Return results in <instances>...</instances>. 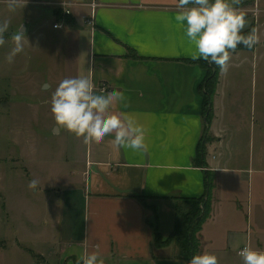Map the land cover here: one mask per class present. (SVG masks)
<instances>
[{"label":"crops","instance_id":"1","mask_svg":"<svg viewBox=\"0 0 264 264\" xmlns=\"http://www.w3.org/2000/svg\"><path fill=\"white\" fill-rule=\"evenodd\" d=\"M42 1L26 4L39 8L5 34L25 26L27 66L22 64L20 69L29 76L20 83L11 82L9 73L2 76L9 84L0 120L17 122L11 124L13 135H21V140L10 158L27 164L22 172L26 179L44 177L45 173L36 171L43 146L51 144V151L59 152L56 162L63 165L59 173L67 186L59 190L38 186L35 192L62 197L79 194L85 221L80 238L67 242L62 253L54 254L55 248L41 253L38 264H76L79 256L93 251L104 264H187L175 258V245L155 248L150 212L139 199L157 208L159 231L163 239H169L180 200L205 195V173L215 180L212 213L199 237L200 254H215L219 264H232V260L237 264V252L245 245L264 251V130L262 144H256L258 98L255 87L250 90L242 86L243 81L230 80L229 74L243 68L240 60L246 58L245 51L235 52L228 71L220 73L209 129L215 140L208 145L217 156L206 152L203 165L197 160L205 124L200 85L208 69L191 63L205 61L191 58L194 48L175 21L177 0L65 1L62 4L70 5L65 9L71 15L66 17L63 8L61 13L52 9L58 21L52 25L41 18L40 7L54 8L53 2L60 0ZM243 2H253L250 11L259 43L249 53L255 55L264 50V0ZM92 3L99 6L94 25L88 23ZM3 6L0 0L2 15ZM56 24L61 28L54 29ZM11 65L0 64V72H7ZM71 77L91 79L97 94L123 91L127 107L121 103L111 111L134 115L148 130L149 150H117L110 143L114 134L99 144L86 145L82 138L57 127L50 110L51 95L61 80ZM19 87L27 96L26 128H20L18 120L23 115L13 106ZM244 134L250 137L249 143L243 140ZM12 217L15 226L20 223ZM55 257L58 263L51 261Z\"/></svg>","mask_w":264,"mask_h":264},{"label":"rangeland","instance_id":"2","mask_svg":"<svg viewBox=\"0 0 264 264\" xmlns=\"http://www.w3.org/2000/svg\"><path fill=\"white\" fill-rule=\"evenodd\" d=\"M65 1L71 4V2L80 0L54 1V8L41 5V18L44 17L46 20H50L51 25L55 23L57 19L55 20L53 18L52 9L55 10V13L61 11V4ZM37 2L43 1L28 0L27 4ZM37 8L39 7L25 6L23 9H18L13 13L9 12L5 5L2 7L3 15L0 12V20H10L8 33H11L12 30H16L15 28L21 20L27 16H33L35 14L33 10ZM237 8L246 13L247 25L242 32L244 34V32L250 29L252 24L256 26L254 13L250 11L252 8L247 6L245 2L239 4ZM256 13H258L257 10ZM261 22L264 24V14ZM262 30L264 33V29ZM10 36L8 34L5 35L7 42L4 46L0 47V64H4L5 66L9 65L5 57L12 47ZM246 51L243 54L246 58L240 60L243 68L237 73L231 71L229 73L230 80L236 79L237 81H243L242 86L247 85L250 90L255 87L256 98H258L255 115L258 135L256 136V144H262V130H264V100L262 99L264 98V50H261L255 55L249 53L251 51ZM26 63L27 51L24 48V51L14 58V62L11 63L12 65L10 64V70L0 72V110L6 108L4 100H6L5 95L8 93L9 84L5 83L6 79L2 76L9 73L12 76L11 82H24L29 74L27 70L20 69V66L22 64H24L23 67L27 66ZM211 65L209 64V66ZM248 82L249 84H247ZM18 91L19 95L14 98L15 105H12L17 107L15 110H20L18 112L23 115L20 120L17 119L20 128H26L28 127L25 115L27 112L26 91L20 87ZM1 123L4 126L0 130V264H38L41 262L39 256L41 253L46 254L52 248L56 249L54 254L57 252L62 253V249L68 246L67 242H72V240H76L82 236L85 221L84 200L77 197L79 194H70L72 197L69 194H64L62 197L51 192L39 194L35 192L36 189L29 192L28 184L31 180L23 177L25 174L22 173L27 170V164L21 165V162L19 164L10 158L16 144L21 140V135H13L16 131L13 132L11 124H16L17 122L12 123L9 119H3L2 121L0 120ZM24 135H27V129L24 131ZM11 139L14 142L11 143ZM249 139L250 137L248 135L246 137V134H244L243 140L246 143L250 142ZM214 140L215 138L210 134L204 137V144H207L206 152L210 157L217 156L214 150L208 149V145L214 142ZM57 144V149L59 150V143ZM50 145L48 147L43 146V151H40V154H38L39 162H37L36 171L39 174L45 173L44 177L39 178V186L50 188V190H52L51 188H55L56 190H59V188L64 189L67 185L61 182V173H59L60 170L64 171V168L62 164L59 165L56 162L59 152L51 151ZM46 173L50 174V177ZM245 191L247 193V188ZM73 197L74 200L69 204ZM74 202L76 204L75 206H73ZM148 211L150 212V219L154 223L155 215L151 208ZM12 215L17 220L20 219V223L16 226L13 223ZM67 228L69 230L71 228V231H67ZM61 242L62 245H60ZM51 261L58 263L59 259L55 257ZM232 261L234 263V260ZM235 261L237 264H243L242 258L239 256L235 258Z\"/></svg>","mask_w":264,"mask_h":264},{"label":"clouds","instance_id":"3","mask_svg":"<svg viewBox=\"0 0 264 264\" xmlns=\"http://www.w3.org/2000/svg\"><path fill=\"white\" fill-rule=\"evenodd\" d=\"M2 2L9 12L14 13L23 9L28 0ZM241 3L242 0H177L175 21L184 28L187 41L194 48L193 60L203 59L226 73L238 45L252 49L259 43L256 28L242 34L247 25L246 13L235 7ZM9 26V19L0 20V47L7 42L5 34ZM10 39L12 47L5 57L9 64L24 51L27 38L22 26L11 34ZM126 100L123 91L97 94L91 79L71 77L59 82L51 95L50 110L57 127L82 138L86 145L99 144L106 136L114 134L110 143L115 149L147 152L148 130L138 123L133 114L111 111L117 104L127 107ZM38 186L37 179L29 181L30 190H38ZM237 255L242 258L243 264H264V251L251 246L245 245ZM76 264H104V261L98 252L93 251L79 256ZM187 264H219V260L215 254L204 252L194 255Z\"/></svg>","mask_w":264,"mask_h":264},{"label":"trees","instance_id":"4","mask_svg":"<svg viewBox=\"0 0 264 264\" xmlns=\"http://www.w3.org/2000/svg\"><path fill=\"white\" fill-rule=\"evenodd\" d=\"M247 6H251L253 2H245ZM61 10V9H60ZM62 10L60 11V13ZM59 20L62 19L61 15ZM68 17V16H66ZM255 28V25L252 24L248 31L244 32L247 34L251 28ZM255 46L252 49H247L242 45L238 46L237 51H253ZM191 63H198L205 68L208 69L207 75L200 85V92L202 94L203 99V112L205 116V124H204V135L202 137L201 143L198 149V159L199 163L204 165L205 162V154H206V145L204 144V137L209 135V129L212 120L214 119V98L217 93L218 85H219V77H220V68L212 64H209L205 61H191ZM205 182H206V193L201 198H185L180 200V204L177 207V219L176 226L174 232L171 234L169 239H163L160 231H159V221H158V213L157 208L154 206H150L146 203L143 198L139 200L143 204L146 209L151 208L154 215V223L149 222V225L153 228L154 235V246L155 248H164L169 247L171 245H175L176 247V256L175 258L178 260L185 261L186 263L191 260L194 255L200 254L201 251V243H200V234L203 229V225L206 220L211 216L212 213V190L214 188V177L212 174L205 173ZM183 207H182V205Z\"/></svg>","mask_w":264,"mask_h":264},{"label":"built area","instance_id":"5","mask_svg":"<svg viewBox=\"0 0 264 264\" xmlns=\"http://www.w3.org/2000/svg\"><path fill=\"white\" fill-rule=\"evenodd\" d=\"M68 6H70V5H67V4H62V8L65 10V12H64V14L66 15V16H70L71 15V11L68 9H65V8H67ZM90 7H91V10H92V15L89 17V19H88V23L89 24H91V25H94V20H95V12H96V9H97V7H99L96 3H92L91 5H90ZM58 28H61V26L60 25H58V24H56V25H54V29H58Z\"/></svg>","mask_w":264,"mask_h":264},{"label":"water","instance_id":"6","mask_svg":"<svg viewBox=\"0 0 264 264\" xmlns=\"http://www.w3.org/2000/svg\"><path fill=\"white\" fill-rule=\"evenodd\" d=\"M23 31L25 30V26L23 25V29H22ZM238 46H240V45H238Z\"/></svg>","mask_w":264,"mask_h":264}]
</instances>
